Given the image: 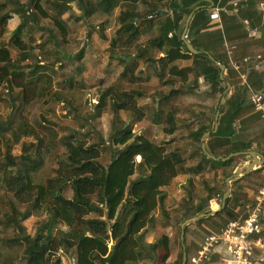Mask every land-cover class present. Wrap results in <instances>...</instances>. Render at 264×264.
I'll return each instance as SVG.
<instances>
[{
	"label": "trees",
	"instance_id": "16d2710c",
	"mask_svg": "<svg viewBox=\"0 0 264 264\" xmlns=\"http://www.w3.org/2000/svg\"><path fill=\"white\" fill-rule=\"evenodd\" d=\"M8 1L0 0V108L3 104L10 108L8 115L2 117L0 114V143L3 149L0 154V186L7 198L6 210L3 208L4 211L0 212V238L12 231L16 236L13 254L20 261L25 259L27 264H33L40 244L44 246L47 264H63L62 255L59 256L61 252L74 259L72 264H156L158 244L151 243L147 235L152 215L159 211L180 235L181 225L185 221L209 211L215 199L222 201L226 180L233 177L237 164L244 157L241 155L222 161L204 153L202 138L206 133L213 132L216 113L221 111L218 131L207 139L208 151L212 156L227 158L233 153L255 150L264 155V149L255 146L258 137L264 146V131L262 128L261 131L255 128L251 130L262 120L260 115L254 114L246 84L256 70L250 66L245 68V72L250 74L244 83L240 72L228 66L227 79L233 91L225 105L220 106L227 95L226 85L219 80V66L205 53L191 54L180 38L169 37L181 21L185 22L193 10L191 7L199 0H172L171 6L169 0H134L131 6L133 11L128 14L122 29L134 28L127 37L129 43L144 31H157L154 38L146 42V47L167 56L169 67L162 86L168 90L180 87L179 93L185 87V91L180 93L184 99L211 96L217 101L210 108L214 111L211 117H207L206 112L195 113L194 105H190L187 109L191 115L186 118L182 116L178 103L171 104L162 131L172 140L167 142L165 139L162 144H156L143 134L134 132L135 124L143 119L138 104V97L143 96L142 91H129L122 84L108 86L97 97L96 104L87 109V116L83 117L84 93L77 88L74 93L56 89L57 83L64 88L65 80L59 82L54 65L45 64L41 56L53 55L55 62L62 66L63 62L65 65L70 63V56L62 51L61 43H69L68 26L62 19H56L53 28L45 30L48 32L47 38L37 45L40 52H34L31 40L34 39L32 33L37 25L34 26L32 22L51 17L43 3L50 6L53 12L61 13L70 11V3L74 0ZM13 1L18 2L15 12L23 20L13 32H7L8 24L15 17L13 10L9 11V3ZM213 1L214 8H224L223 28L204 34L211 20L210 10L202 9L195 12L187 38L191 39L195 49L209 52L225 65L213 53V48L219 50L226 41L240 46L251 37L255 27L263 29L264 10L257 0H248L246 8L241 7L244 0ZM141 2L150 8L153 20L145 19L138 12L137 5ZM78 5L83 13L82 18L93 17L97 11L92 0H79ZM169 6L184 14L173 20L169 15ZM236 15L248 19L249 25H244L246 29L231 39L229 30L234 26L232 21L237 19ZM182 32L183 28L180 35ZM57 34H60L61 40H58ZM199 40L204 46L198 47ZM48 45L52 49L46 52ZM112 45L115 47L114 42ZM147 54L140 53L141 56ZM83 56L84 51L75 59L81 63ZM126 61L132 62L128 58ZM28 70H34L37 75L26 79L18 74ZM79 74L82 75L81 70ZM200 79L206 85L212 81L215 84L202 91ZM70 81L74 87L78 85L75 77ZM173 93L163 90L155 93L157 115L163 113L158 108L168 102ZM59 104L66 111L63 117L58 114ZM26 107L28 122L20 125ZM107 110L112 115L111 131L108 138H104L91 122H96ZM194 119L197 120L196 126L189 127L186 141L180 145L173 135ZM93 134L97 135L95 141H91ZM18 151L20 153L17 154ZM140 151L145 155L142 163L135 160V155ZM181 152L186 155L185 158ZM198 157L197 164L186 166V161ZM48 158L55 163L50 173L46 171ZM102 158H108L110 163L104 164L100 161ZM261 169L264 170V166ZM212 170L213 179L221 188L203 178L205 187L201 189L196 176L202 177ZM262 170L258 173H262ZM253 174L250 172L246 177ZM182 175L188 176L186 183L180 187L186 195L180 202H170L169 190L174 189ZM101 187L104 209L90 203ZM66 188L73 193L70 199L64 196L63 190ZM231 202L229 198L221 212L198 219L185 232L188 233L191 226H202L207 221L219 219L221 223L216 227L219 231L225 228L236 218L229 207ZM237 206L245 209V206L235 202L234 208L237 209ZM30 217L36 219L37 234L34 236L23 225ZM261 237L264 238V228L254 234L255 240ZM185 243L187 264H194V257L190 256L194 250L187 245L186 239ZM164 245L167 249L165 262L170 253L167 238H164ZM198 249L195 250L196 256ZM175 264H180V260Z\"/></svg>",
	"mask_w": 264,
	"mask_h": 264
},
{
	"label": "rangeland",
	"instance_id": "374dc122",
	"mask_svg": "<svg viewBox=\"0 0 264 264\" xmlns=\"http://www.w3.org/2000/svg\"><path fill=\"white\" fill-rule=\"evenodd\" d=\"M9 2L8 0H4ZM97 7V11L93 17H86L82 18V11L79 8L78 2L79 0H74L70 3L72 9L68 12H53V9L48 6L46 3H43L45 9L50 14V18L48 19H41L36 20V22H32L36 31L32 33L34 39L31 40L34 46V52L39 53L40 48L37 45L42 42L48 32L45 30L52 29L54 26V21L58 18L62 19L68 26L69 30V43L62 45V51L66 52L71 60H69L67 65L63 62V66L59 63L55 62V57L53 55L41 56L42 61L45 64L54 65L57 70L58 75L57 78L59 82L65 80L64 88L60 87L57 83L56 89L61 90L62 92H71L74 93L77 89H80L83 95V113L81 116H87V109L93 104H96L97 97L101 94V92L108 86L115 85V84H122L124 88H128L129 91L135 89L142 91L143 96L138 97V104L142 109L143 119L141 122L135 124L134 132L136 134H143L147 138H149L152 142L156 144H162L166 139L167 142L172 140V137H168L162 130L166 126V116L171 109V104L178 103V106L182 110V116L190 117L191 113L187 109L188 106L194 105L195 113L203 112L207 117H211L213 112L210 108L216 105V98L210 99L207 97H200L197 99H193L191 97L182 98L179 92L176 90L175 95L168 101L165 102L161 107L159 106L158 109H162L163 113L157 115L156 109L157 105L154 102V96L157 91H168L169 88H165L162 86L163 80L167 78V67H168V59H166V67L164 68L162 65L163 63H159L161 68L154 69L156 66L155 58H158L162 54L154 49L148 50L146 47V42L149 40L144 38L143 40L138 43L141 45L137 47L135 45L129 46L131 49L129 50H120L118 51L119 45L120 48L125 45V42H121L120 36L121 32L123 31L122 27L120 28V15L125 8V1L126 0H92ZM235 0L234 2H236ZM260 2V8L264 10V0H257ZM22 3V2H21ZM262 3V6H261ZM17 1H13L9 3V11L13 10L14 18L10 21L7 27V32H13L15 28L22 22L23 18L20 17L15 12V6H18ZM138 12L145 17V19L153 20L150 16L152 14L149 12L150 8L148 6H144L143 2L139 5ZM147 12L144 14L143 12ZM111 15V18H108ZM150 17V18H149ZM264 17V15H263ZM146 23V22H143ZM264 25V18L261 22V25ZM248 26V25H246ZM131 28L128 29L130 33ZM132 32V31H131ZM152 32V31H150ZM152 35L149 37L151 38ZM8 38V37H7ZM6 38V40H7ZM58 40H61L60 34H57ZM87 40V42H86ZM86 42V44H85ZM112 42H114L115 47H113ZM51 43V42H50ZM49 43V44H50ZM129 44V40L126 39V44ZM139 48V50H138ZM145 49L148 52L147 56H141L138 54L142 50ZM52 49L51 45H48L45 49L48 52ZM84 49V50H83ZM84 51V56L82 58L81 63L77 61L75 58L78 54ZM144 51V52H145ZM129 55H135V57L131 58L132 62L127 63L126 58ZM74 59V60H73ZM73 60V61H72ZM130 60V58H129ZM150 61H152L150 65ZM151 66V67H150ZM144 68L145 72L148 75V79L144 80V83L135 82V80H140L139 76L141 73V69ZM81 70L82 75L78 72ZM164 71V72H163ZM18 74L24 76L26 79H30L37 75V72L34 70H28L23 72H18ZM81 75V76H80ZM78 76H80L78 78ZM76 78L78 85L74 87L70 79ZM191 87V86H190ZM180 87H178L179 89ZM185 87L180 89V93L185 91ZM189 89V88H188ZM179 94V95H178ZM196 105V106H195ZM58 114L59 116L66 115L65 108L62 104H59L58 107ZM10 113V108H8L5 104L1 105L0 114L2 117L8 115ZM28 107L23 110L21 116V123L22 125L25 122H28ZM103 116L98 119L96 122H91L94 126V129L97 132H101L104 135V138H108V135L111 131V121L112 115L110 114L109 110L102 114ZM122 119L125 117L122 116ZM197 120L194 119L192 121H188V126L183 128L179 133L177 132L175 135L176 142L182 145L186 141V137L188 136V129L189 127L194 128L196 126ZM96 134L91 135V141H95L97 139ZM3 149L0 143V154L2 153ZM20 151L17 152V154ZM144 153V152H143ZM183 155L184 153L181 152ZM145 157V155H144ZM143 157V159H144ZM186 155H184V158ZM199 157L195 158L194 160L186 161V166H191L197 164L199 161ZM104 164H109L108 158H102ZM47 173H50L51 170L55 167V163L52 158H48L47 165H46ZM213 171L208 173L210 176H213ZM264 177V172L259 174V177ZM203 177V176H202ZM261 177V180L263 179ZM173 192V189H170V192L176 194L177 197L181 196V191H178V183H176ZM64 191V196L66 198H72V191L70 188H66ZM103 188L101 187L99 192L95 197H93L90 201L91 206H97L99 208H105V205L102 201V193ZM6 192L2 186H0V212H3L7 207L6 204ZM24 211V210H23ZM235 220V219H233ZM238 220V219H236ZM24 228L32 235L37 234L36 226V219L33 217L28 218L26 221L23 222ZM16 244V236L13 234L12 231H9L6 235L1 236L0 238V264H27L28 262L16 259L13 254V249L15 248ZM45 250L44 246L40 244L37 249V253L35 258L32 260L33 264H47V261L44 256ZM11 255V256H10ZM62 258L63 264H72V259L68 255H63L61 252L59 256ZM13 256V257H12ZM71 262V263H70ZM52 264V263H50Z\"/></svg>",
	"mask_w": 264,
	"mask_h": 264
},
{
	"label": "crops",
	"instance_id": "0c3cea01",
	"mask_svg": "<svg viewBox=\"0 0 264 264\" xmlns=\"http://www.w3.org/2000/svg\"><path fill=\"white\" fill-rule=\"evenodd\" d=\"M171 2H172V0H169L170 6H171ZM133 4H134V0H126L125 1V6L127 8H125V10L120 14V15H122V16H120V18H121L120 26H119L120 28L123 27V25L126 23L128 14L132 13L133 8H131V6ZM152 5H153V3H152ZM201 5H203V3ZM170 6H169V15L171 16V18L173 20H174V17H180L181 15L184 14L183 11L182 12L181 11H175V10L171 9ZM261 6H262V3H261ZM218 8L221 9V18H222V13L224 12V8H221V7H218ZM146 12H147V10L144 11L143 13L145 14ZM149 12H151V11L149 10ZM232 15H233V13H232ZM150 17H152V15ZM188 17H187V19H188ZM108 18H111V15H109ZM235 18H237V19H234V21H232L234 26L231 27L229 30L231 39H235L234 37L239 35L240 32H242L244 29H246V27H247L246 25H249L248 19H243L239 15H236ZM187 19L185 20V22L181 21L179 23L180 27L178 26V28H174V32L172 34H170V36H169L170 38L174 36V37L180 38V41H182V34L184 32ZM222 19H224V18H222ZM222 19H221V22H211L209 28L207 29V31L204 34H210V32H213L214 30L222 29L223 25H224ZM241 21L244 24H242ZM240 25L242 27H240ZM262 25H263V23H262ZM181 28H183V32L180 35V29ZM131 29H130L131 31H134V28H131ZM131 31H130V33H131ZM130 33L128 32V29H125L120 33L121 34L120 40L123 43L125 42V45H123V47L120 48V45H121V43H120L118 51L129 50V49H131V47H129V46H132L135 44H136L135 46L140 47L141 45H139L138 43L141 41V39L142 40L144 38L152 39L156 35L157 31L156 30H154V31L152 30V32L144 31L133 42L126 44V39L130 35ZM150 35H152L151 38L149 37ZM250 35H251V37L248 38L245 42L241 43L240 46H238L237 43H232L230 41L229 42L226 41L224 46L222 48H220L219 50L213 48V53L217 57H219V59H221V61H223L225 63V65H224L225 70L223 71V73H222V71L220 72L219 80L226 85V90H227V84L229 83V81L227 79V67L228 66H231L232 68H234L238 72H240L241 78H243L245 76L244 83H246L245 80L249 78V76H247V75L250 74V72H245L246 71L245 68H247L248 66L253 67L254 70H256L255 71L256 73H255V75H252L253 77L250 78V81L248 83H246L248 85L249 92L252 90H254V91H263L264 90V28L262 29V28L257 26V27H255L254 31L251 32ZM187 37H188V35H187ZM187 40L189 43H191V39L189 40L187 38ZM201 43H203L202 40H199V44L197 43L198 47L204 46V44H201ZM206 43L208 44V42H205V44ZM138 50H139V48H138ZM144 51H145V49L142 48V50L140 52H138V54L140 55V53L144 52ZM200 52L207 54L209 56V58L212 57L210 55V53L207 51H201L200 50ZM132 57L134 58L135 55H129L127 58H128V60L130 58L129 61H131ZM212 58L215 61H217L214 57H212ZM166 59H167L166 55H161L158 58H155L156 66L154 67V69L161 68L162 66L165 68L166 62H164V61H167ZM151 63H152V61H150V65H151ZM159 63H163V65L159 66ZM168 67H167V70H168ZM144 72H145V69L142 68L140 76H139L140 80H135V82L144 83L143 81L148 79L147 73H144ZM241 72H244V73H241ZM221 73H222V75H221ZM222 76H223V79L221 78ZM201 80L202 79L199 80V83H200V85H202V87H201L202 91H205L209 87V85L215 84V81H212L209 83V85L208 84L206 85V84H204V81L202 80V82H201ZM176 90L179 92V90L177 88L174 90L170 89L167 92L174 91L173 95H175ZM232 91H233V87L231 86L229 92L226 93V95H227L225 97L226 102H227L229 96L231 95ZM173 95H172V97H173ZM207 98H210L212 100L215 99V97H211V96H209V97L207 96ZM224 105H221V102H220V106H224ZM254 114H256V113H254ZM258 116H259V114H258ZM260 118H261V116H260ZM261 120H262V123L258 122L257 126L251 127V130L253 128H255L258 131H261V128H262V130L264 131V120L262 118H261ZM207 139H206V144H207ZM260 139L261 138L258 137V140H257L255 146L257 149H264V146L260 143L261 142ZM255 152L259 155L264 156L258 150L257 151L255 150ZM251 162H253V160L251 158L249 159L248 157L244 156L240 159L236 168L239 165H241V166H243L242 168L245 170L249 167ZM261 168H263V166L258 167L257 169L253 170L252 172H254V174L249 176V177H246L247 175H249V174H247V175H244V176L239 177V178H233V180L229 183V185H230L229 188L227 187V182H226V191L229 190V197L226 200L224 199V195L226 193V191H225V193L223 194L222 201L215 199L211 203L210 210L209 211L206 210V211H204V213H206L207 216H213V215L221 212L225 208V206L227 204L226 203L227 200L229 198H231L232 204H230L229 207H230L231 211H234V213L236 214L235 219L247 218L250 215V213L252 212V205L254 202V196L256 195L257 191L264 184V177L263 176L259 177V174H261V173H258L260 170H262ZM235 171H236V169H235ZM235 171H234V173H235ZM262 172H264V170H262ZM261 177H263L262 180H261ZM187 178H188L187 175H182L177 179L178 191H181V196L179 195V197H177L176 194L173 193L176 191L174 189H173V192L169 191L168 200L170 202L171 201L173 202V200L180 202L185 197L186 194H185L184 190L180 187L186 183ZM203 178L207 179L211 185H214V186H217L218 188H221V186L214 181L213 176H210L208 173H205V174H203V177H201L200 175L196 176L197 183L201 189H203L205 187V183L203 181ZM235 202L238 203V205L245 206V209H242V207H238V206H237V209L234 208ZM217 206H220V210L216 211ZM214 210L216 211V213L210 214ZM203 218H205V217H203ZM195 221H197V220H195ZM195 221H192L189 224H187L185 226L184 230H183V227H182L183 224H182L181 225V233L179 235L177 233L176 227L170 225L167 222V220L161 216L159 211H156L152 215L151 227L148 230L147 235H148V239L151 243H157L158 244L156 264H175V262L178 259L180 260V264H182V260H181L182 255H183V252H185L183 245L185 244V247H186L185 239H186L187 245H189V246H191V248H193L194 253L192 252L190 256L193 255L192 257H194V259H195V257H196V251L195 250L201 246V244L203 243L205 238H207L208 236H210L212 234H218L222 230L221 229L219 231L218 228L216 227V225L221 223V219H219V220H214L212 222L207 221V222L201 224L202 226H200V225L199 226H191L188 230V233H186L185 232L186 228L191 223H193ZM263 228H264V224L262 225V223H261L258 227V231L259 232L262 231ZM183 231H184V241L182 239L183 238V236H182ZM164 238H167V245H168V249L170 251L169 257H168L167 261H165V262L163 260L167 255V249L165 248V245H164ZM258 240L261 242V246H258L255 250L256 264H264V238L261 237ZM181 249H183V252L181 251ZM187 261H188V254H187ZM210 264H234V263L232 261L230 254L224 253L223 250H220L218 252V254H216L215 257L211 260Z\"/></svg>",
	"mask_w": 264,
	"mask_h": 264
},
{
	"label": "built area",
	"instance_id": "2783aa9c",
	"mask_svg": "<svg viewBox=\"0 0 264 264\" xmlns=\"http://www.w3.org/2000/svg\"><path fill=\"white\" fill-rule=\"evenodd\" d=\"M247 4L248 0H244L241 7L246 8ZM221 19L220 8L210 10L211 22H221ZM249 101L254 112L264 120V90L250 91ZM262 222H264V184L254 196L250 215L245 219L230 221L218 234L205 238L197 251L194 264H210L220 250L230 254L234 264H256L255 250L261 246V242L254 239V234Z\"/></svg>",
	"mask_w": 264,
	"mask_h": 264
},
{
	"label": "water",
	"instance_id": "95a60500",
	"mask_svg": "<svg viewBox=\"0 0 264 264\" xmlns=\"http://www.w3.org/2000/svg\"><path fill=\"white\" fill-rule=\"evenodd\" d=\"M202 3H204L205 5H201ZM214 7H215V2H214L213 0H199L196 4H194V5L191 7L193 10H192L191 14L189 15V17H188V19H187V21H186L185 29H184V32H183V34H182V42H183L184 44H186V46H187L188 50L191 52V54H200V53H201L200 51L196 50V49L194 48V46H193L191 43H189L188 40H187V35H188V31H189V26H190V23H191V21H192V19H193V16H194V14H195L196 11H199V10H202V9L211 10V9H214ZM210 59H211L212 61H214V62L219 66L220 70H221L222 73H223V71L225 70V66H224L223 64H221L220 62L215 61L212 57H210ZM222 73H221V75H222ZM221 78L223 79V76H222ZM201 82H202V80H201ZM230 88H231V85L228 83V84H227V90H226L225 93H228L229 90H230ZM225 103H226V98H223V99L221 100V105H224ZM220 112H221V111H219V112L216 113V116H215V128H214L213 132H208V133H206V134L203 136V138H202V141H203L202 149H203L204 153L207 154L208 157H210V158H212V159H214V160H222V161H226V160H229L230 158H233L234 156L236 157V156H241V155H243V156H245V157H248L249 159L251 158V159L253 160V162H251V164L249 165V167H248L247 169H245V170L242 168L243 166H241V165H239V166L236 168V171H235L233 177H232V178H228V179L226 180V182H227V187L229 188V186H230L229 183L233 180V178H239V177H242V176H244V175L249 174V173L252 172L253 170L257 169L258 167H262V166H264V156L257 154L255 151H248V152H244V153H236V154L233 153V154H231L230 156H228L227 158H224V157L216 158V157L212 156V155L209 153V151H208V147H207V144H206V139H207L209 136H211L212 133H216V132L218 131V128H219V117H220ZM228 197H229V190L226 191V193H225V195H224V199L226 200ZM217 210H220V206H217V207H216V211H217ZM216 211L214 210V211L211 212L210 214H215ZM206 216H207V214L203 212V213L200 214L199 216H197V217H195V218H192V219L186 221L185 223H183V226H182V227H183V230L185 229V226H186L187 224H189L190 222L195 221V220H198V219L203 218V217H206ZM182 236H183L182 239H183V241H184V231H183V233H182ZM183 247H184V251H185V252H183V255H182V259H181V260H182V264H186V263H187V251H186L185 244L183 245ZM148 264H149V263H148Z\"/></svg>",
	"mask_w": 264,
	"mask_h": 264
},
{
	"label": "bare ground",
	"instance_id": "6f19581e",
	"mask_svg": "<svg viewBox=\"0 0 264 264\" xmlns=\"http://www.w3.org/2000/svg\"><path fill=\"white\" fill-rule=\"evenodd\" d=\"M143 157H144V153H143V151H140V152H138V153L135 155V160H136L138 163H142V162H143Z\"/></svg>",
	"mask_w": 264,
	"mask_h": 264
}]
</instances>
